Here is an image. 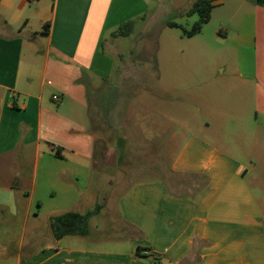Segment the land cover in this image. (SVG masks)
I'll list each match as a JSON object with an SVG mask.
<instances>
[{
    "label": "crops",
    "instance_id": "0c3cea01",
    "mask_svg": "<svg viewBox=\"0 0 264 264\" xmlns=\"http://www.w3.org/2000/svg\"><path fill=\"white\" fill-rule=\"evenodd\" d=\"M151 1L0 0V264H264V0H210L239 79L212 96L252 100L242 154L206 137L207 121L125 135L117 109L112 123L88 107V83L100 89L114 70L104 39L135 29ZM212 107L223 126L228 109ZM143 152L159 163L119 200L126 245L90 244L92 175Z\"/></svg>",
    "mask_w": 264,
    "mask_h": 264
},
{
    "label": "rangeland",
    "instance_id": "374dc122",
    "mask_svg": "<svg viewBox=\"0 0 264 264\" xmlns=\"http://www.w3.org/2000/svg\"><path fill=\"white\" fill-rule=\"evenodd\" d=\"M197 1L152 0L148 14L135 21L130 36L107 35L102 51L114 61V70L102 88L88 83V107L92 104L93 115L101 122H104V115L112 123L114 108L117 109V124L125 135L134 133L131 130L137 133V127L144 125L147 129L148 124H179L178 121L202 124L207 121L212 130L205 132L206 137L213 138L217 133L214 141H220L221 145L224 141L228 143L222 145L226 151L232 146L242 154L246 146L253 144L249 129L252 124H248L254 115L252 100L248 93L241 97L237 94L229 98L218 94L216 98L212 96V91L218 90L220 84L225 89L226 82L231 87L239 83L238 66L235 55L230 54V42L216 37L220 31L219 23L225 19L219 10L201 34L192 38L185 36L184 30L190 31L199 20L198 15H187ZM169 21L182 28H169ZM212 101L228 109L225 114H220L223 126L219 127L211 119L215 116ZM128 124L140 126L132 128ZM160 137L159 144L167 141V135ZM156 152V156L161 157L158 149ZM145 153L138 155L137 162L128 158L120 166L118 161H108L101 170V177L92 175L90 191L84 198L86 202H96L99 207L90 219V244L105 248L126 245L127 234L121 225L119 200L130 185L155 179V174L146 169L159 161L153 162ZM135 169L138 171L133 176L129 172ZM94 190H98L96 194ZM40 245L44 247L47 243L42 241Z\"/></svg>",
    "mask_w": 264,
    "mask_h": 264
},
{
    "label": "trees",
    "instance_id": "16d2710c",
    "mask_svg": "<svg viewBox=\"0 0 264 264\" xmlns=\"http://www.w3.org/2000/svg\"><path fill=\"white\" fill-rule=\"evenodd\" d=\"M213 5L211 4L210 0H198L194 7L190 9L187 13L188 16L192 15H198L199 20L194 24L193 28L190 31L184 30V34L192 38L202 32V29L205 25H207L210 22L211 19V13L213 10ZM169 27L172 28H182L178 24L175 23H169ZM48 27V25H46ZM134 23L132 21H129L125 24H123L116 32H114L115 37H123V36H129L133 31ZM141 249L138 251V253H141Z\"/></svg>",
    "mask_w": 264,
    "mask_h": 264
},
{
    "label": "water",
    "instance_id": "95a60500",
    "mask_svg": "<svg viewBox=\"0 0 264 264\" xmlns=\"http://www.w3.org/2000/svg\"><path fill=\"white\" fill-rule=\"evenodd\" d=\"M57 227H58V228H60V229L62 228L63 230H65V229H66V228H64V227L60 226L59 224L57 225Z\"/></svg>",
    "mask_w": 264,
    "mask_h": 264
},
{
    "label": "built area",
    "instance_id": "2783aa9c",
    "mask_svg": "<svg viewBox=\"0 0 264 264\" xmlns=\"http://www.w3.org/2000/svg\"><path fill=\"white\" fill-rule=\"evenodd\" d=\"M54 99H55V100H59V97L55 96Z\"/></svg>",
    "mask_w": 264,
    "mask_h": 264
}]
</instances>
